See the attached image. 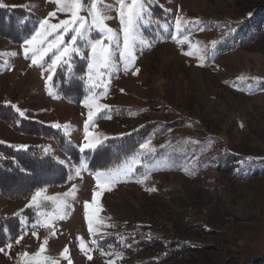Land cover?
Wrapping results in <instances>:
<instances>
[{
	"label": "rangeland",
	"instance_id": "rangeland-1",
	"mask_svg": "<svg viewBox=\"0 0 264 264\" xmlns=\"http://www.w3.org/2000/svg\"><path fill=\"white\" fill-rule=\"evenodd\" d=\"M2 2L36 15L35 27L56 11L50 0ZM153 2L171 12L170 34L146 38L148 46L138 47L127 70L119 54L114 56L115 67L94 89L103 95L90 103L94 112L95 103L107 106L100 112L110 107L128 110L101 118L98 112L88 130L90 138L99 135L104 140L132 136L150 125L143 143L150 141L155 154L136 176L147 178L143 183L118 182L103 192L93 235L84 205L99 189L83 163L65 185L43 189L36 204L31 203L36 191L12 200L0 194L1 215L40 208V223L25 231L19 244L14 240L10 249L4 246L0 264H23L45 240L44 264H264V0H148ZM103 4L118 7L115 0ZM106 14L112 17L107 26L119 33L116 11ZM178 15L202 21L198 28L204 30L190 25L187 42L173 41L172 25ZM66 18L56 12L50 22ZM239 22L243 35L238 46L206 55L212 42L220 43L229 25ZM151 25L152 32L161 33L156 21ZM21 45L0 39V105H14L24 118L51 125L80 149L89 111L84 102L91 95L87 71L82 77L85 97L78 104L67 103L56 94L48 74L30 66ZM189 51L191 56L186 55ZM87 56L85 48L83 58H77L87 65ZM3 115L0 143L38 146L60 164H70L55 141L17 133L2 121ZM162 153L168 154L161 157ZM93 212L88 209L89 217ZM60 213L63 219L58 218ZM81 241L87 254L80 251ZM65 247L69 251L62 256Z\"/></svg>",
	"mask_w": 264,
	"mask_h": 264
},
{
	"label": "trees",
	"instance_id": "trees-1",
	"mask_svg": "<svg viewBox=\"0 0 264 264\" xmlns=\"http://www.w3.org/2000/svg\"><path fill=\"white\" fill-rule=\"evenodd\" d=\"M0 5H3L0 7V39L7 41L10 45L21 44L25 37H30L33 34V28L37 24L38 17L24 7H12L4 4L2 0H0ZM147 7L151 19L150 26L142 28L144 36L151 40L161 36L166 38L170 34L169 30L164 32L161 29V33L157 34L152 32L151 24L152 21H156L158 25L168 24L171 19V12L156 2L148 3ZM199 22L196 25L197 28L202 24V21ZM240 24L242 22L229 25L228 33L226 32L220 38V43H216L214 47L208 49L206 55L208 52L210 54H223L235 49L238 46L239 35H243L240 33L243 25L239 27ZM86 71V61L77 57L74 58L71 68L58 69L52 79V86L56 94L67 103L78 104L86 95L82 78ZM126 110L128 109L110 107L107 111L98 113L97 118H101L103 115H116L119 114V111L125 114ZM0 112V118L4 116V113L6 114V118H3L2 121L13 131L55 141L58 148L70 160V165L66 166L44 153L41 147L30 145L25 148H18L0 143V194L10 200L27 196L40 189L65 185L74 175V170L79 168L82 163L89 174L96 176L100 170L115 168L117 165L123 164L125 158L134 153L139 152L140 156H143L139 146L146 139L145 131L150 127V125H146L132 136L109 137L107 140H102V145L94 151L86 149L81 153L59 130H55L51 125L29 117H20L11 105L1 104ZM167 154L163 155L162 153L160 156L165 157ZM148 160L147 157L144 158V161ZM229 163L227 161L222 167L227 169ZM142 172L143 165H137L135 176ZM39 211L38 206H32L23 209L18 215L0 214V247L6 246L7 243L16 240L25 231L36 227L40 223ZM117 242L116 240V243H113V250L117 246ZM139 242L142 243L143 240ZM142 244L148 245L146 242Z\"/></svg>",
	"mask_w": 264,
	"mask_h": 264
},
{
	"label": "snow or ice",
	"instance_id": "snow-or-ice-1",
	"mask_svg": "<svg viewBox=\"0 0 264 264\" xmlns=\"http://www.w3.org/2000/svg\"><path fill=\"white\" fill-rule=\"evenodd\" d=\"M56 4V11L48 14V18L38 21V27L33 28V34L30 37H25L22 42V51L25 59L31 61L30 66H37L43 69L48 75L47 79L51 81L53 74L60 68H71L75 57L83 58V51L88 49L87 56V83L91 95L85 98L84 106L89 108L88 119L85 121V136L84 143L80 147V152L83 153L86 149L95 150L101 146L103 141L99 139V135L90 138L89 127L93 123L94 117L98 112L107 106L95 103V112L92 110V103L98 100L103 93H95L94 89L101 87L102 77L106 73L111 72L115 67L114 56L118 53L120 61L125 65V70L129 64L135 61V52L138 47L148 46V40L141 31V27L150 26L149 9L147 7L148 0H115L118 7L114 8L110 5H104L103 0H50ZM3 5H0L2 7ZM116 11L119 19L120 30L117 33L114 29L107 26L106 21L112 19L106 13L108 11ZM56 12L65 14L68 18L60 19L56 23L50 22V18L56 17ZM86 12L87 16L81 15ZM199 21H189L181 16H177L172 27L173 31L171 39L183 44L189 40L191 32L189 26L195 27ZM164 32H168L169 25L167 23L159 25ZM198 31H203V28H197ZM93 33H98L94 36ZM67 37V39H65ZM122 41V43H121ZM213 47L215 41L212 42ZM83 46V47H82ZM192 48L193 45L189 44ZM193 53L189 51L186 55L191 56ZM47 58V59H46ZM138 71V69H137ZM135 74V73H133ZM99 81V83H97ZM15 108V106L13 105ZM24 112H19V116L23 117ZM59 128V125H55ZM108 137H104L107 140ZM23 147V146H20ZM140 153H134L125 158L123 164L117 165L115 168L100 170L96 176V187L99 191H93L91 203L85 202V219L88 225L90 235H93V224L95 214L99 211L98 199L104 191H110L111 186L118 182H127L135 179L138 183H143L147 178H136L135 168L137 165L144 164V158L151 157L155 154V149L150 148V141L142 143L139 146ZM79 173H77L78 175ZM154 191L155 189H150ZM43 189L37 190L32 197V204L38 203L37 198L41 195ZM71 193H66L69 195ZM31 206V204L29 205ZM93 208V216L89 217L88 209ZM59 211V210H58ZM64 214L60 213L58 218L63 219ZM99 223V221H96ZM47 227V225H45ZM54 234V233H53ZM36 236V232H32ZM21 237H18L15 242L20 243ZM78 241L81 238H77ZM92 243H96L95 240ZM47 240L43 241L39 250L30 257L24 260L23 264H44L46 257H41V253L45 251ZM9 249L11 243L6 245ZM4 251V247H0V252ZM68 248L65 247L62 256L68 253ZM80 251L87 254L88 249L84 243L80 242ZM103 254V253H102ZM28 257V253L23 254ZM67 258V257H65ZM91 259V256H88ZM55 264V262H53ZM71 264V262H69ZM111 264V262H109Z\"/></svg>",
	"mask_w": 264,
	"mask_h": 264
}]
</instances>
